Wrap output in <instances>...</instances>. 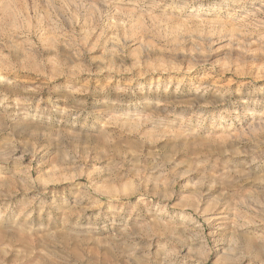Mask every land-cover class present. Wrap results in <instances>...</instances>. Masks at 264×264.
Segmentation results:
<instances>
[{
	"label": "rangeland",
	"instance_id": "rangeland-1",
	"mask_svg": "<svg viewBox=\"0 0 264 264\" xmlns=\"http://www.w3.org/2000/svg\"><path fill=\"white\" fill-rule=\"evenodd\" d=\"M0 264H264V0H0Z\"/></svg>",
	"mask_w": 264,
	"mask_h": 264
}]
</instances>
